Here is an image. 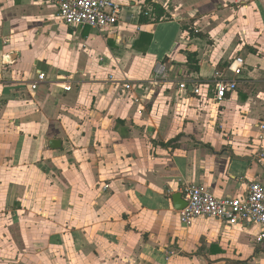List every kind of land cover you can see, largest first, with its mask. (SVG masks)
<instances>
[{
    "label": "crops",
    "instance_id": "obj_1",
    "mask_svg": "<svg viewBox=\"0 0 264 264\" xmlns=\"http://www.w3.org/2000/svg\"><path fill=\"white\" fill-rule=\"evenodd\" d=\"M113 1L118 24L96 33L48 0H0V264H264L258 227H185L177 209L186 184L264 186V0H149L157 23L145 0ZM236 57L217 104L212 78Z\"/></svg>",
    "mask_w": 264,
    "mask_h": 264
},
{
    "label": "built area",
    "instance_id": "obj_2",
    "mask_svg": "<svg viewBox=\"0 0 264 264\" xmlns=\"http://www.w3.org/2000/svg\"><path fill=\"white\" fill-rule=\"evenodd\" d=\"M48 1L56 8L59 20L73 30L88 29L102 33L115 28L123 14V7L113 0ZM150 13L151 11L148 10L145 15L150 16ZM243 70V60L236 57L227 66V72L231 74L230 78L218 72L214 74L213 99L217 104L225 100L227 94L236 91ZM157 73L161 75L162 68H158ZM45 81V74L38 72L30 89L37 90L38 84ZM188 85L187 82H181L179 88L185 91ZM62 89L64 92H70L72 87L66 84ZM193 93L198 94V88L193 87ZM258 128L260 131L258 140L264 142V122L259 123ZM259 157L264 158V149L260 150ZM182 194L186 206L179 211V221L183 226L191 225L198 217L212 218L234 228L256 226L259 228L256 242L264 241V186L260 183L251 182L244 198H215L207 190L194 184H186Z\"/></svg>",
    "mask_w": 264,
    "mask_h": 264
},
{
    "label": "trees",
    "instance_id": "obj_3",
    "mask_svg": "<svg viewBox=\"0 0 264 264\" xmlns=\"http://www.w3.org/2000/svg\"><path fill=\"white\" fill-rule=\"evenodd\" d=\"M146 4H149L150 8H151V11H152V14L153 15V18L152 20L151 19H148V18H144L143 16H141V22L143 23H157L159 22L160 20H163L166 18V13H165V10L159 6V5H156V4H151L149 0H145ZM145 12V10L143 11V13ZM142 13V14H143ZM196 36L198 37H203L201 34H198L196 33ZM195 54H192V53H188L187 55V64L190 63V71H195L197 72L198 71V66L197 65H194V66H191L192 64L191 63H194L195 61Z\"/></svg>",
    "mask_w": 264,
    "mask_h": 264
},
{
    "label": "water",
    "instance_id": "obj_4",
    "mask_svg": "<svg viewBox=\"0 0 264 264\" xmlns=\"http://www.w3.org/2000/svg\"><path fill=\"white\" fill-rule=\"evenodd\" d=\"M49 146L51 149H59L61 147V142L59 140H52L50 143H49ZM181 198V196H180ZM186 204L184 206H181L180 208H177L178 210H181L183 209V207H185Z\"/></svg>",
    "mask_w": 264,
    "mask_h": 264
},
{
    "label": "rangeland",
    "instance_id": "obj_5",
    "mask_svg": "<svg viewBox=\"0 0 264 264\" xmlns=\"http://www.w3.org/2000/svg\"><path fill=\"white\" fill-rule=\"evenodd\" d=\"M77 31V30H76ZM105 32V31H104ZM97 33V32H96ZM103 33V32H102Z\"/></svg>",
    "mask_w": 264,
    "mask_h": 264
}]
</instances>
